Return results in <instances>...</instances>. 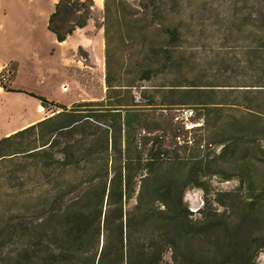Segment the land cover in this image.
I'll use <instances>...</instances> for the list:
<instances>
[{
	"label": "trees",
	"instance_id": "obj_1",
	"mask_svg": "<svg viewBox=\"0 0 264 264\" xmlns=\"http://www.w3.org/2000/svg\"><path fill=\"white\" fill-rule=\"evenodd\" d=\"M103 1L104 98L67 109L29 94L42 108L53 106L61 112L0 139V163L17 156L30 159L38 185L31 204L25 205L22 195L17 197L10 227L11 264H255L253 259L264 249V235L242 232L224 220L213 228L224 235L212 238L205 224L193 221L184 195L191 188L202 189L196 183L206 177L203 170L247 171L238 181L246 184V214L261 216L259 188H264V175L250 171L252 158L257 161L254 149L264 154V0H256L245 15L234 6L228 11L230 26L238 20L241 32L248 24L255 32L249 56L257 78L240 93L245 96L240 110L238 105L215 101L218 87L194 81L186 87L179 81L166 87L169 97L157 108L154 102L142 105L147 90L136 83L150 81L155 68L179 66L182 35L162 22L176 0H140L137 5ZM112 2L120 25H145L140 79L118 85L111 78L108 52ZM93 11V0H57L47 31L57 43H64L87 26ZM183 106L203 111L205 120L225 106L239 115L230 117L233 124L219 125L228 139L203 144L190 139L163 113ZM202 122L201 127L207 123ZM236 140L248 145L239 160H234ZM216 144L221 148L209 159ZM56 149L60 151L54 153ZM95 153L100 156L93 159ZM56 167L63 171H44ZM5 227L0 225V241L6 239Z\"/></svg>",
	"mask_w": 264,
	"mask_h": 264
},
{
	"label": "rangeland",
	"instance_id": "obj_2",
	"mask_svg": "<svg viewBox=\"0 0 264 264\" xmlns=\"http://www.w3.org/2000/svg\"><path fill=\"white\" fill-rule=\"evenodd\" d=\"M139 1L126 0L132 5H137ZM255 1L170 2V15L162 22L177 27L182 35L179 66L160 70L155 68L150 81L137 82V87L147 90L141 104L154 102V107L157 108L165 97H169L166 87L175 81L186 87L194 81L198 86L218 87L216 90L220 92L215 101L232 103L238 105L237 109H242L245 96L240 93L247 90L244 87L255 85L257 78L254 59L249 56L255 32L250 24L241 32L238 20L230 26L228 11L234 6L242 15L248 14ZM93 2L94 11L87 26L75 31L64 43L59 44L47 31L48 18L53 13L57 0H0V63L11 72L9 87L0 85V130L9 120L15 118L20 121L23 117L21 113L30 111L22 98L9 93L12 90H23L27 95L43 97L48 102L63 105L67 109L77 103L95 102L104 98L106 45L102 25L107 10L103 0ZM108 17V52L114 85L138 80L140 68L144 67L145 25H120L115 16L113 2L110 4ZM135 95L138 96L137 91ZM224 108L223 111L210 113L206 120L202 116L203 111H194L185 106L172 107L163 113L176 126L183 128L190 139L204 144L229 138V135H223L219 131V125L221 122L233 124L230 117H238L239 114L236 110L227 109L228 106ZM10 111L17 114L9 115ZM38 111L40 117L46 119L61 112V109L48 106ZM203 119L207 123L201 127ZM27 141H33V138ZM236 144L239 148L234 160H239L244 157V149L248 145L239 140H236ZM220 148L219 144L213 145L209 151V159ZM58 151L60 150L56 149L54 153ZM253 153L257 161L254 162L252 158L254 171L250 172L262 177L264 154L257 148ZM99 156L100 154L95 153L93 159ZM31 171H36L33 162L21 156L0 163V225L6 226L7 230L6 239L0 241V264H11L13 246L10 227L17 197L20 194L25 205L31 204V193L38 186ZM44 171L63 170L56 167ZM202 172L206 177L196 183L202 185V189L191 188L184 195V202L192 212L193 221L205 224L212 238L224 235L213 231L224 220L240 227L242 232L254 231L264 235V188H259L262 191L259 205L263 208L260 218L247 217L249 199L246 184L240 186L238 183L247 171H220L216 168V171ZM165 260L170 261V254L165 256ZM253 262L264 264V249L256 254Z\"/></svg>",
	"mask_w": 264,
	"mask_h": 264
},
{
	"label": "crops",
	"instance_id": "obj_3",
	"mask_svg": "<svg viewBox=\"0 0 264 264\" xmlns=\"http://www.w3.org/2000/svg\"><path fill=\"white\" fill-rule=\"evenodd\" d=\"M12 96H16L18 98H22L25 102V106L30 108V111H24L23 117L20 121L13 118V120H9L6 122V124L2 127L0 130V139L8 137L20 130H23L25 128H28L36 123L41 122L45 118L40 117V113L38 109L42 108L40 101L36 98L27 95L28 93L23 90H12L9 92ZM27 96V97H26ZM9 111V110H7ZM11 112V111H10ZM17 114L15 112L9 113V115ZM13 116V115H12Z\"/></svg>",
	"mask_w": 264,
	"mask_h": 264
},
{
	"label": "built area",
	"instance_id": "obj_4",
	"mask_svg": "<svg viewBox=\"0 0 264 264\" xmlns=\"http://www.w3.org/2000/svg\"><path fill=\"white\" fill-rule=\"evenodd\" d=\"M11 72L7 66L0 63V85L8 88L10 85Z\"/></svg>",
	"mask_w": 264,
	"mask_h": 264
},
{
	"label": "bare ground",
	"instance_id": "obj_5",
	"mask_svg": "<svg viewBox=\"0 0 264 264\" xmlns=\"http://www.w3.org/2000/svg\"><path fill=\"white\" fill-rule=\"evenodd\" d=\"M64 92H66V90H63Z\"/></svg>",
	"mask_w": 264,
	"mask_h": 264
}]
</instances>
